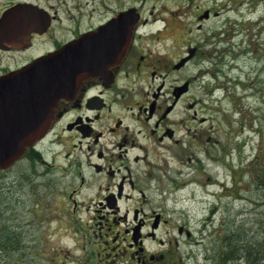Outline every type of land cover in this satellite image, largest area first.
Wrapping results in <instances>:
<instances>
[{"label":"flooded vegetation","instance_id":"obj_1","mask_svg":"<svg viewBox=\"0 0 264 264\" xmlns=\"http://www.w3.org/2000/svg\"><path fill=\"white\" fill-rule=\"evenodd\" d=\"M147 1L0 0V81L37 66L38 73L25 77L31 81L22 85L23 100L51 111L46 133L25 157L41 162L45 173L58 171L63 215L84 228L85 238L93 237L91 260L97 256L105 264H170L172 241L158 236L166 221L158 212V141H183L189 120L200 124L190 136L201 138L211 120L203 114L207 100L195 98V75L179 74L201 58L203 42L195 43L185 25L175 34V26L158 16V0ZM217 8L198 13V31L223 15L225 8ZM235 21L223 24L235 30ZM227 35L213 49L234 48ZM35 92L41 97L30 95ZM177 232L190 235L183 225Z\"/></svg>","mask_w":264,"mask_h":264},{"label":"rangeland","instance_id":"obj_2","mask_svg":"<svg viewBox=\"0 0 264 264\" xmlns=\"http://www.w3.org/2000/svg\"><path fill=\"white\" fill-rule=\"evenodd\" d=\"M218 6L225 8L223 15L205 21L198 31V13ZM158 16L164 25L175 26V34L181 35L185 25L193 29L195 43H204L201 58L179 74L195 75V98L207 100L209 110L203 114L211 119L201 138L190 136L200 124L189 120L185 124L191 131L183 141H158L163 185L158 212L166 219L158 236L172 241L170 264H212L228 243L238 249L250 244L264 253V187L252 182L248 167L258 151L264 152V0H158ZM226 18H236L235 30L223 24ZM224 28L228 32L222 34ZM227 34L234 48L213 49L221 48ZM159 41L165 54L168 46ZM221 57L222 71L215 76L208 70ZM50 173L27 158L0 173V247L4 243L5 248L0 264H105L97 256L91 260L93 237L85 238L84 228L78 230L63 215L56 197L58 171ZM179 225L188 228V237L178 234ZM234 261L246 264L243 258Z\"/></svg>","mask_w":264,"mask_h":264},{"label":"water","instance_id":"obj_3","mask_svg":"<svg viewBox=\"0 0 264 264\" xmlns=\"http://www.w3.org/2000/svg\"><path fill=\"white\" fill-rule=\"evenodd\" d=\"M203 16H206L205 12L200 17ZM184 60L176 66L183 64ZM35 68L37 66L24 67L0 81V169L7 168L19 159L26 148L32 146L47 131L51 111L38 107L29 108L23 100L27 94L22 85L30 83L31 79L25 78L28 74L39 72ZM30 95L36 99L41 97L36 92Z\"/></svg>","mask_w":264,"mask_h":264},{"label":"trees","instance_id":"obj_4","mask_svg":"<svg viewBox=\"0 0 264 264\" xmlns=\"http://www.w3.org/2000/svg\"><path fill=\"white\" fill-rule=\"evenodd\" d=\"M252 42L253 39H250V42L247 44H252ZM219 68V63H216L213 66L212 73H214L215 76H217L216 72H218ZM248 167L252 182L259 187H264V152L258 151L251 160ZM3 245L4 243L1 245L0 250L5 249L3 248ZM216 255L219 257L216 258V262H212V264H230V262L231 264H235L234 260L240 258H243L246 264H264V253L261 252L259 247L253 248V245L251 246L250 244L248 247L245 245L243 246V249H238L237 247H233L230 243H228L226 250L223 249V252L219 251L216 253ZM214 256L212 255V258H214Z\"/></svg>","mask_w":264,"mask_h":264}]
</instances>
